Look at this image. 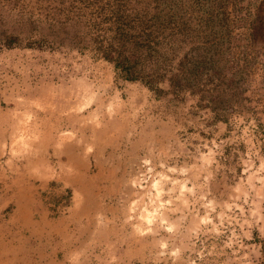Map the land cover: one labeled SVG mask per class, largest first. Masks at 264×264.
<instances>
[{"label": "rangeland", "instance_id": "obj_1", "mask_svg": "<svg viewBox=\"0 0 264 264\" xmlns=\"http://www.w3.org/2000/svg\"><path fill=\"white\" fill-rule=\"evenodd\" d=\"M17 239L1 264H264V0H0Z\"/></svg>", "mask_w": 264, "mask_h": 264}, {"label": "trees", "instance_id": "obj_2", "mask_svg": "<svg viewBox=\"0 0 264 264\" xmlns=\"http://www.w3.org/2000/svg\"><path fill=\"white\" fill-rule=\"evenodd\" d=\"M118 35L120 36L121 39H127L129 35V33L126 31L125 28L122 29H118ZM142 34H138V36H131L134 37V43L136 45V47H141L144 43L143 41H145V39H142ZM131 38L129 37L128 40H131ZM150 49V47H149ZM152 49V47H151ZM113 51L112 49L107 50L105 53V57L108 60H111L113 62H115L117 69L121 70V74L124 78L126 79H130V80H137V79H142L144 80L146 77L149 76H153L154 73L158 72L156 69L155 70H150L148 73H146L144 68H139L136 62H129L126 58H124V56L122 55V51L121 50H115V52L118 54L117 57L113 56ZM123 56V57H122ZM153 69V68H152Z\"/></svg>", "mask_w": 264, "mask_h": 264}, {"label": "crops", "instance_id": "obj_3", "mask_svg": "<svg viewBox=\"0 0 264 264\" xmlns=\"http://www.w3.org/2000/svg\"><path fill=\"white\" fill-rule=\"evenodd\" d=\"M34 174H36L37 177L40 176V175L38 176V173H34ZM9 241H10V245L4 246V249H3V246H2V243H1V240H0V264H1L3 252H6V251L9 253V256H13V257H10L9 259L10 260L14 259L13 260L14 262H16V261L21 262L24 259V255H25L26 262H28V260L30 259L29 256H31V251L28 250L29 246H30L28 244V242H24L22 240H18L17 239L16 241H18V242H16L14 244V243H12L11 240H9ZM19 244H21V245L19 246ZM35 246H38V245L35 244ZM41 253H42V255H41L42 257L40 259L42 260L45 257L46 251H42L41 250ZM55 261H56V258H55Z\"/></svg>", "mask_w": 264, "mask_h": 264}]
</instances>
